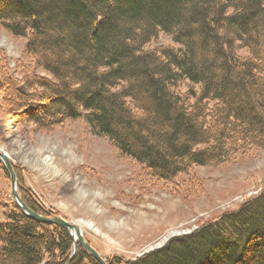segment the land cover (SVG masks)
<instances>
[{
    "label": "trees",
    "instance_id": "obj_1",
    "mask_svg": "<svg viewBox=\"0 0 264 264\" xmlns=\"http://www.w3.org/2000/svg\"><path fill=\"white\" fill-rule=\"evenodd\" d=\"M0 25L26 39L46 73L22 71L19 81L0 69L2 104L17 122L51 130L81 118L165 182L264 149V0H0ZM160 34L170 44L151 47ZM3 217L0 264H101L79 243L74 252L65 227L15 202ZM105 260L264 264V183L188 234Z\"/></svg>",
    "mask_w": 264,
    "mask_h": 264
},
{
    "label": "rangeland",
    "instance_id": "obj_2",
    "mask_svg": "<svg viewBox=\"0 0 264 264\" xmlns=\"http://www.w3.org/2000/svg\"><path fill=\"white\" fill-rule=\"evenodd\" d=\"M25 40L0 25L1 71L19 81L22 71L46 76L32 66ZM170 42L160 34L150 45ZM2 103L0 97V150L12 163L20 197L28 196L47 216L76 223L103 258L131 260L172 236L188 234L237 209L264 183V149L234 163L193 166L165 182L93 134L81 118L44 130L15 121ZM13 202L9 174L0 162V222Z\"/></svg>",
    "mask_w": 264,
    "mask_h": 264
},
{
    "label": "water",
    "instance_id": "obj_3",
    "mask_svg": "<svg viewBox=\"0 0 264 264\" xmlns=\"http://www.w3.org/2000/svg\"><path fill=\"white\" fill-rule=\"evenodd\" d=\"M0 162L6 169V171L9 174L10 182H11V195L14 199L15 203L19 206V208L29 217L46 223H53L59 226L65 227L68 231L71 237L74 240V252L77 248V243H79L84 249H86L92 256H94L96 259H98L101 264H107L104 258L88 243V241L84 238L83 233L80 229V227L74 223L70 222L60 216L54 215V216H46L42 215L34 210H32L20 197L17 187H16V174L14 171V168L12 166V163L6 153L0 150ZM73 252V254H74Z\"/></svg>",
    "mask_w": 264,
    "mask_h": 264
},
{
    "label": "bare ground",
    "instance_id": "obj_4",
    "mask_svg": "<svg viewBox=\"0 0 264 264\" xmlns=\"http://www.w3.org/2000/svg\"><path fill=\"white\" fill-rule=\"evenodd\" d=\"M41 214V213H40ZM43 215V214H42ZM47 216V215H46Z\"/></svg>",
    "mask_w": 264,
    "mask_h": 264
}]
</instances>
